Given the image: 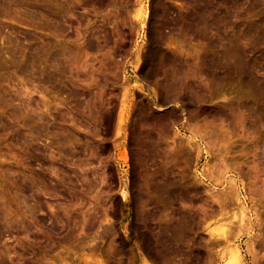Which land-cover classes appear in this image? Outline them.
<instances>
[{
    "label": "rangeland",
    "instance_id": "1",
    "mask_svg": "<svg viewBox=\"0 0 264 264\" xmlns=\"http://www.w3.org/2000/svg\"><path fill=\"white\" fill-rule=\"evenodd\" d=\"M234 244L264 264V0H0V264Z\"/></svg>",
    "mask_w": 264,
    "mask_h": 264
},
{
    "label": "bare ground",
    "instance_id": "2",
    "mask_svg": "<svg viewBox=\"0 0 264 264\" xmlns=\"http://www.w3.org/2000/svg\"><path fill=\"white\" fill-rule=\"evenodd\" d=\"M209 2V1H208ZM206 13V12H205ZM204 14V13H203ZM146 14H144V16H145ZM204 16V15H203ZM197 17H200L199 15L197 16ZM205 17V16H204ZM201 19H202V17H200ZM202 21H203V19H202ZM205 21V20H204ZM188 23V22H187ZM204 23V22H203ZM183 23H181V25H182ZM189 24V23H188ZM200 24V23H199ZM206 24V23H205ZM202 25V24H201ZM204 26V25H203ZM185 27V26H184ZM181 28H182V26H181ZM183 29V28H182ZM189 29V28H188ZM190 29H191V27H190ZM206 30V29H205ZM192 31V30H191ZM195 31H197L196 29H195ZM227 55H229L228 54V52H227ZM234 55V54H233ZM234 56H236V55H234ZM227 60V70L230 72L231 71V73H232V68L234 67L233 65H234V60H233V56H227V58H226ZM226 61H225V63H226ZM167 62V61H166ZM171 61H169V63H170ZM173 62V61H172ZM224 61H222V63H223ZM138 64V63H137ZM168 64V63H167ZM218 64V63H217ZM172 66H175L173 63H172ZM171 66V67H172ZM221 66V65H220ZM170 67V68H171ZM222 67H224V66H222ZM169 68V71L170 70H172V68L170 69ZM176 69H175V67L173 68V70H172V72L173 71H175ZM167 71V70H166ZM177 71V70H176ZM175 72H173V73H170V72H167L165 75V77H164V79H165V85L162 87L163 88V94L165 93L166 95H168V94H171L172 92H177V93H180L181 94V96L183 97L184 95H183V93H184V91H186V95H187V97L186 98H188L187 100H190L192 97H193V95H194V97L196 98V96H195V94H191L192 92H193V87L192 86H189V85H187V83H185V79L183 80L182 79V76L184 77V75H180L179 77H177V76H174L175 74H174ZM177 73V72H176ZM174 74V75H173ZM179 74V73H178ZM162 91V90H161ZM174 94V93H173ZM172 95V94H171ZM192 95V96H191ZM169 96V95H168ZM180 96V97H181ZM191 96V97H190ZM193 97V98H194ZM191 101H194V99L192 100H190V102ZM141 133V132H140ZM143 133V132H142ZM145 133V132H144ZM146 134V133H145ZM144 134V135H145ZM141 135V134H140ZM143 134H142V138H143V136H144ZM147 135V134H146ZM146 137V136H145ZM231 189V188H230ZM158 192V191H157ZM171 193V192H170ZM238 194V193H237ZM166 195H168L169 196V194H166ZM236 197H237V195H236ZM242 208V207H241ZM186 213V212H185ZM245 212L243 211V209H241L240 210V213H239V218H238V223H240V224H243V222H244V220H245V214H244ZM186 216H188V215H186ZM184 220V219H183ZM187 220V219H186ZM247 226V225H246ZM246 226H242V228L243 227H246ZM238 228V227H237ZM244 229V228H243ZM173 231V230H172ZM175 231V230H174ZM220 235L222 236V238L224 239V242L227 244V246L229 247V244L231 243V241L233 242V236L231 235V229L229 228V226H222L221 228H220ZM243 232V231H242ZM168 233V232H167ZM175 233V232H174ZM173 234V233H172ZM160 237V236H159ZM158 237V238H159ZM160 239V238H159ZM162 240V239H161ZM163 242V241H162ZM168 244V243H167ZM166 244V245H167ZM160 245H161V243H160ZM162 245H164V243H162ZM166 245H165V247H166ZM169 247V246H168ZM218 247V246H217ZM249 247V246H248ZM230 251H231V260H230V262L232 263V264H244L243 263V257H242V255H241V252H240V249L238 248V246L237 245H233V246H231V248H230ZM250 251H251V254L253 253L252 252V250L250 249ZM250 251H248V252H250ZM255 254V253H254ZM254 254H252V255H254ZM252 257V256H251ZM255 257V256H254ZM212 260H213V258H211ZM211 259H210V261H211ZM254 260V259H253ZM205 261H206V258H205ZM211 263V262H210Z\"/></svg>",
    "mask_w": 264,
    "mask_h": 264
}]
</instances>
